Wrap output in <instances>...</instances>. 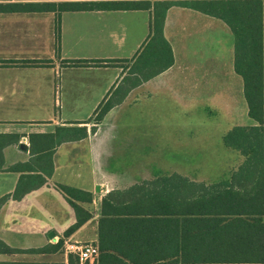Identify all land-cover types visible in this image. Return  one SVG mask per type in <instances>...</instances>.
<instances>
[{"label": "crops", "instance_id": "obj_1", "mask_svg": "<svg viewBox=\"0 0 264 264\" xmlns=\"http://www.w3.org/2000/svg\"><path fill=\"white\" fill-rule=\"evenodd\" d=\"M119 1L127 0H0V242L15 251L0 252V264H87L69 250L72 244L85 243L99 247V260L103 253L123 260L93 264H255L212 259L219 254L233 257L245 251L238 244L222 241L232 236L219 234L223 217L216 199V192L224 189L234 193L255 192L254 178L253 182L244 183L245 178L241 177L255 172L240 167L244 158L237 151L228 157L225 166L199 167L195 172L176 167L150 168L133 175L109 174L104 170L106 160L113 157L110 143L119 134L106 129V123L112 118L110 124H116L122 114L128 116V110L135 112L134 126L186 127V134L190 135L194 133L191 126L212 128L225 119L222 141L232 128L246 124H239L238 118L239 90L244 97L243 80L241 86L232 72L223 74L220 63L216 70L215 56L202 59L195 46L202 32L221 29L220 19L188 7H170L163 36L172 49L173 64L143 80L142 51L152 37L153 4L192 0H130L149 1L152 6L112 9L114 2ZM73 4L106 8L62 10ZM211 34L208 39L214 41ZM133 65L134 86L126 93L128 72ZM67 71L73 88L88 89L89 98L79 99L78 92L62 98V77ZM223 81L228 85H222ZM124 93L122 101L116 102L101 123L96 124L99 106ZM241 110L243 116V103ZM161 111L171 113L159 115ZM246 125L254 122L250 119ZM59 128H85L87 137L55 144L51 177L41 187L15 199L21 176L29 174L22 165H33L35 152L44 147L41 139L33 136L55 134ZM31 139L36 145L35 152ZM182 140L180 137L177 142ZM17 166L20 169H15ZM160 177L177 180L181 197L188 189L182 179L195 184L199 192L198 210L205 208L207 212L197 216L196 229L191 228L188 215L130 216L133 220L130 233L134 237L124 240L110 237L107 220L111 217L103 214L104 198ZM59 185L92 196L91 202L88 196L77 202L81 215L90 217L70 235L66 231L77 223V213ZM187 205L188 201L182 198L175 204L182 212ZM141 230L148 238L136 237ZM101 240L105 250H101ZM123 254L145 257L135 262ZM190 254L206 257L197 262L184 260L183 256Z\"/></svg>", "mask_w": 264, "mask_h": 264}, {"label": "trees", "instance_id": "obj_2", "mask_svg": "<svg viewBox=\"0 0 264 264\" xmlns=\"http://www.w3.org/2000/svg\"><path fill=\"white\" fill-rule=\"evenodd\" d=\"M151 2L147 1H119L114 2L112 9H150ZM172 6H182L198 10L206 15L220 19L225 23L234 38V69L243 80L244 97L248 107V116L254 122L251 126H236L223 138L226 147L237 151L243 158L240 167L245 171L255 172V175H242L244 183L253 182L255 192L244 190H220L216 192L217 208L222 215L220 221V235L232 236L222 241H231L245 248L242 255L229 257L216 255V261H237V263L264 264V0H192V1H156L153 4L154 17L152 22V37L142 51L143 60L141 68L143 80H148L158 73L168 69L174 61L172 49L163 36V27L167 10ZM106 8L91 4L88 6L71 5L63 7V11L94 10ZM133 65L127 79L128 93L133 84ZM152 67L154 69H152ZM131 76V77H130ZM126 93L117 99H108L96 110L95 121L100 124L105 115L114 107L115 103L122 101ZM95 128L93 129V131ZM39 137L44 145L42 150L35 152L36 145L31 139V148L37 154L33 165H22L29 174L22 175L14 193L15 199H20L26 193L35 190L51 177L54 170L53 149L55 144H60L69 139L79 140L87 137L85 128H59L55 134H45ZM15 169H20L18 166ZM33 173V174H32ZM188 184L184 196H180V186L171 183V178L161 177L152 182H145L130 188L127 191H115L103 200V214L111 217L109 220L110 237L132 238V222L130 216L146 215H188L191 228L196 229L197 216L207 213L205 208L198 209V191L195 184L187 179H182ZM228 185L229 182L221 183ZM58 188L66 196L68 202L77 213V223L66 231L70 235L78 229L90 215L82 216V209L77 202H82L90 193L76 188L59 185ZM188 201L186 209L182 212L175 204L178 199ZM204 199V197H202ZM173 203V205H172ZM196 240V230H194ZM102 236V234H101ZM136 237L148 238L144 230L137 231ZM101 240V250H105ZM60 247V244L58 245ZM0 252L15 253L14 250L0 242ZM124 258L132 261H142L145 256L123 254ZM206 256L190 254L183 256L184 260L197 262ZM233 258V259H232ZM99 262L119 263L123 260L114 254L103 253Z\"/></svg>", "mask_w": 264, "mask_h": 264}, {"label": "rangeland", "instance_id": "obj_3", "mask_svg": "<svg viewBox=\"0 0 264 264\" xmlns=\"http://www.w3.org/2000/svg\"><path fill=\"white\" fill-rule=\"evenodd\" d=\"M221 29L207 30L199 35L195 46L198 50V55L205 59L209 56H215L216 60L213 64L216 70L219 69V63L223 74L226 71L232 72L234 80H237L242 86V79L237 76L233 70V45L234 38L228 27L221 23ZM214 33V34H211ZM214 37V41L208 39V36ZM194 41V40H193ZM129 84V83H128ZM127 84V86H128ZM222 85L227 86V82L223 81ZM73 88L69 71L64 73L61 83L62 98L68 97L70 94L78 92V98L83 99L89 95L88 89L82 87ZM239 124L250 122L246 115V101L239 90ZM243 103L244 115L242 116L241 104ZM88 109V108H87ZM127 110V109H126ZM170 111L159 112V115H165ZM128 116L122 114L116 124H110L108 119L106 129L112 132H118V138L113 140V157L106 160L103 166L106 172L123 173L124 175H133L146 169H161L165 170L170 167L183 168L189 172H195L199 167L202 169L216 168L225 166V161L231 154H236L235 151L226 148L221 139L227 125L225 119L221 120L218 125L212 128L190 127L194 129L193 134H186L187 128L178 127H150L143 125L137 127L133 125L135 112L128 110ZM125 115V117H124ZM196 120L195 118H192ZM244 124L243 126H248ZM129 125V126H126ZM112 134H109L111 136ZM182 137L181 143L178 139ZM112 142V141H111ZM161 178V177H160ZM171 183H178L174 180Z\"/></svg>", "mask_w": 264, "mask_h": 264}, {"label": "built area", "instance_id": "obj_4", "mask_svg": "<svg viewBox=\"0 0 264 264\" xmlns=\"http://www.w3.org/2000/svg\"><path fill=\"white\" fill-rule=\"evenodd\" d=\"M69 250L77 254L82 263L93 264L99 261L100 249L96 244H72Z\"/></svg>", "mask_w": 264, "mask_h": 264}, {"label": "water", "instance_id": "obj_5", "mask_svg": "<svg viewBox=\"0 0 264 264\" xmlns=\"http://www.w3.org/2000/svg\"><path fill=\"white\" fill-rule=\"evenodd\" d=\"M21 148H23L25 150L26 149V146L25 145H22Z\"/></svg>", "mask_w": 264, "mask_h": 264}]
</instances>
